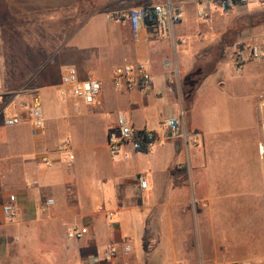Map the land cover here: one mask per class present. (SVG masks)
Instances as JSON below:
<instances>
[{"label":"crops","instance_id":"1","mask_svg":"<svg viewBox=\"0 0 264 264\" xmlns=\"http://www.w3.org/2000/svg\"><path fill=\"white\" fill-rule=\"evenodd\" d=\"M198 1H178L186 17L168 37L149 29L136 42L127 25L112 27L86 6L78 13L76 0H0V98L36 99L45 121L35 129L25 113L8 128L2 116L0 264H264V63L237 73L240 45L231 40V24L254 9L199 20ZM263 41L242 28L245 53ZM125 60L147 65V90L113 86ZM68 67L103 81L100 105L60 100ZM181 110L187 141L110 153L119 113L162 134ZM67 137L73 166L64 162ZM41 157L55 165L36 168ZM12 194L17 215L6 222ZM73 229L86 236L69 239ZM111 249L117 256L107 260Z\"/></svg>","mask_w":264,"mask_h":264},{"label":"built area","instance_id":"2","mask_svg":"<svg viewBox=\"0 0 264 264\" xmlns=\"http://www.w3.org/2000/svg\"><path fill=\"white\" fill-rule=\"evenodd\" d=\"M259 4L264 5V0H199L196 7V17L199 20H210L213 18L216 9L228 12L238 6ZM184 2L164 0V2L152 5H143L122 9L109 15V19L116 23L127 25L130 28L133 40L142 41L149 29L156 31L160 37H168L171 29L180 23L185 17ZM264 62V41L261 46L248 48L247 53L238 50L233 59V66L237 73L244 70L247 62ZM167 69L171 68L169 63L165 64ZM153 82V76L144 63L131 64L127 60L117 67L112 76V84L118 90L138 89L147 90ZM59 98L62 101L69 97H75L87 105L97 106L101 103L103 94V81L93 75L84 79L79 77L75 67H68L62 75ZM7 98V99H6ZM3 107V123L8 128L17 127L22 123L23 114H27L35 129H42L45 121L40 104L36 99L28 102L21 98V95L14 94L6 97ZM3 102V98H0ZM184 111L181 110L177 117L165 119L163 122V133L160 134L149 128H137L132 119L119 113L117 116V127L108 135V147L113 156L121 154L125 147L136 153H153L157 147L170 139L188 140V134L184 131L181 119ZM71 139L67 137L62 143V151L66 152L64 162L67 166H73L75 155L71 152ZM260 148V153L263 151ZM128 158L127 155L124 157ZM55 163L46 157H41L36 168H52ZM141 189L148 188L147 181L138 177ZM34 185L37 182L33 183ZM53 200H48V206L53 205ZM2 215L6 222H12L17 215V197L9 195L6 203L2 207ZM112 217V214L108 215ZM71 240H81L86 236L85 230L73 229L67 234ZM129 247L125 248L128 252ZM117 256V251L111 249L107 260Z\"/></svg>","mask_w":264,"mask_h":264},{"label":"rangeland","instance_id":"3","mask_svg":"<svg viewBox=\"0 0 264 264\" xmlns=\"http://www.w3.org/2000/svg\"><path fill=\"white\" fill-rule=\"evenodd\" d=\"M163 1L164 0H76V4H77L78 13L81 12V9H84V7L86 6L87 14L88 12H91L94 16L102 15L112 27H115L118 26L119 23L110 20L109 19L110 14L122 9H129L132 7L143 6V5L158 4ZM178 1H184V0H178ZM185 1H189V0H185ZM191 1H195V0H191ZM249 9L251 10L254 9V10L251 12H248V10L240 12L237 19H235V21L231 24V26L233 27L231 29L234 34L231 40L239 44L240 45L239 50L242 51H244L247 48L246 44H242L241 42H239L240 36L242 34V28L248 27L249 29H253L255 30L256 35L258 34V36L264 37L263 35L264 6L259 4H250ZM216 11H218V9H216L215 12ZM210 36L211 39H214L213 34ZM256 63L262 64L264 62H256ZM3 107H4V100L2 103L0 102V124L2 123ZM196 232L198 233L197 227H196Z\"/></svg>","mask_w":264,"mask_h":264}]
</instances>
